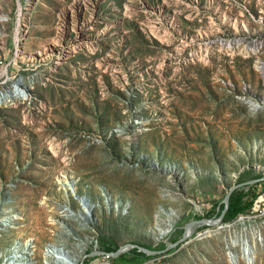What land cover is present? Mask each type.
Instances as JSON below:
<instances>
[{"label": "rangeland", "instance_id": "obj_1", "mask_svg": "<svg viewBox=\"0 0 264 264\" xmlns=\"http://www.w3.org/2000/svg\"><path fill=\"white\" fill-rule=\"evenodd\" d=\"M79 1L0 0V264H120L264 174V0ZM190 229L140 264H264L261 210Z\"/></svg>", "mask_w": 264, "mask_h": 264}, {"label": "trees", "instance_id": "obj_2", "mask_svg": "<svg viewBox=\"0 0 264 264\" xmlns=\"http://www.w3.org/2000/svg\"><path fill=\"white\" fill-rule=\"evenodd\" d=\"M262 184L264 186V181L257 182L251 185L248 191H244L241 189L240 190L236 189L235 191H233L230 197V202L225 217L223 219V222H231L235 220L240 214H243L248 209H250L253 206L255 199L260 193V188ZM224 208H225V203L224 202L220 203L218 210L215 212L213 216L218 217ZM168 239L170 240V243H174L177 240H179L178 235L176 233H172L171 235H169ZM142 245L150 249H160L161 246V244H158L156 246H151L147 244H142ZM117 250L118 249L108 248L107 252H116ZM149 257L150 255H148L147 253L140 251L136 247H133L128 251L121 253L117 257H113V259L114 261L120 264H140Z\"/></svg>", "mask_w": 264, "mask_h": 264}, {"label": "built area", "instance_id": "obj_3", "mask_svg": "<svg viewBox=\"0 0 264 264\" xmlns=\"http://www.w3.org/2000/svg\"><path fill=\"white\" fill-rule=\"evenodd\" d=\"M88 1H90L89 3L94 8H99L98 6H102L104 2H107L108 6H113V8L116 7L115 0H81L78 3V8L81 9L84 8L86 2ZM129 1L130 0H128V2ZM129 7H130L129 3H126V8ZM86 205L87 203H85L84 209ZM252 208L254 211L261 210L264 212V195H260L258 200H256V202L254 201ZM242 243L243 244L240 243L239 245L236 244V242H234L232 245V246L236 245L234 247V252L233 251L231 252V250L229 251V255H230L229 260L233 262L232 264L244 263L246 257H248L249 255V245L248 244L246 245L245 242ZM34 247L35 246H33L31 243H25V245L15 244L10 249H8V251H5L2 256H4L5 260H9L8 264H33V258H34L33 253L35 250ZM59 256L61 257L62 255Z\"/></svg>", "mask_w": 264, "mask_h": 264}, {"label": "water", "instance_id": "obj_4", "mask_svg": "<svg viewBox=\"0 0 264 264\" xmlns=\"http://www.w3.org/2000/svg\"><path fill=\"white\" fill-rule=\"evenodd\" d=\"M264 181V174L261 177H257L254 179H251L249 181H244L241 183H238L237 185L233 186L229 192L226 194L223 202L225 203V208L223 209V211L221 212V214L218 217H213V218H208V219H204V220H198V221H193L191 222V224L186 228V234L183 237V239H179L174 243H169L165 248L163 249H150L142 244L139 243H130L128 245H130L132 248L136 247L138 248L140 251H143L145 253H147L148 255H158V254H162L167 252L168 250H170V248L178 246L181 244L182 240L188 238L190 236V234L192 233L190 230L191 226L195 225V224H203V225H220L223 222V219L225 217L226 211L228 209V205L230 202V197L233 193V191H235L236 189H240L243 186L246 185H253L257 182H262ZM129 248H127L126 246H122L120 247L116 252H107V251H100V254H104V255H109L111 257H117L118 255H120L123 252L128 251Z\"/></svg>", "mask_w": 264, "mask_h": 264}, {"label": "bare ground", "instance_id": "obj_5", "mask_svg": "<svg viewBox=\"0 0 264 264\" xmlns=\"http://www.w3.org/2000/svg\"><path fill=\"white\" fill-rule=\"evenodd\" d=\"M263 170H264V167H263ZM151 203V202H150ZM153 204V203H152ZM91 207H93V206H91ZM7 218V217H6ZM172 227V222H168V224H166V225H161V226H159V231H160V234H159V236L160 237H163L164 235H166L168 232H169V230H170V228ZM250 249V248H249Z\"/></svg>", "mask_w": 264, "mask_h": 264}]
</instances>
